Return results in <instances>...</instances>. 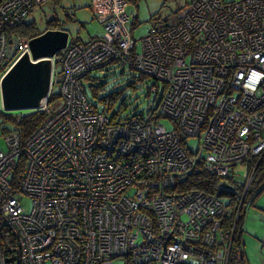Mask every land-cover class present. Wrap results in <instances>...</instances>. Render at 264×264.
<instances>
[{
  "label": "built area",
  "instance_id": "obj_1",
  "mask_svg": "<svg viewBox=\"0 0 264 264\" xmlns=\"http://www.w3.org/2000/svg\"><path fill=\"white\" fill-rule=\"evenodd\" d=\"M48 2L0 0L1 79L30 51L17 28ZM90 8L104 34L62 51L61 109L47 101L26 139L5 131L0 264H230L243 201L228 228L218 194L173 189L199 167L226 180L247 165V192L264 171V0H190L176 25L155 23L140 42L130 0ZM113 64L155 82L147 119L113 121L88 100L87 77Z\"/></svg>",
  "mask_w": 264,
  "mask_h": 264
},
{
  "label": "rangeland",
  "instance_id": "obj_2",
  "mask_svg": "<svg viewBox=\"0 0 264 264\" xmlns=\"http://www.w3.org/2000/svg\"><path fill=\"white\" fill-rule=\"evenodd\" d=\"M90 4L91 0H58V3L57 0H50L45 5L34 6L26 22H36L39 29L44 31L47 27V21L56 14L64 23L65 27L63 29L68 31L70 42L77 39L86 42L91 38L101 37L104 34V28L94 17L89 7ZM189 4L190 0H139L136 5L134 4L139 18L136 27L134 26V29H131L133 39L140 42L157 22L159 27L176 25L186 13ZM134 6L129 11L136 16L135 9H133L135 8ZM60 56L57 55L54 58V78L51 90L53 95L58 96H60V84L57 83L56 75L61 71ZM140 76L137 72L113 64L104 71L92 73V80L89 82L85 81L84 88L88 100L99 110H102L103 106L94 98V91L97 92L99 98L118 92L121 100H125L129 106L123 113L124 116L143 114V117L147 119L148 113L160 101L161 93L152 92L151 89L154 87L155 82L150 81L148 78L141 81ZM61 107V97L50 104V108L54 113L59 111ZM114 109L117 110L118 107ZM24 112H6L0 103L1 150L6 151L8 148L5 142V129L14 127V124L8 121V116L11 117ZM162 123L168 130H172L174 127V124L168 119L163 120ZM198 145L196 138L189 139L188 148L190 151L195 152L198 149ZM250 178L247 165H239L235 168L233 179L239 186L245 185L246 188ZM253 182H255V186H252V188L259 185L264 187V176L255 177ZM259 190H261V193L257 198H254V201L245 205L241 215L243 218L241 240L245 264H264V219H262V216H264V189L261 188ZM221 198L226 205H230V197ZM22 204L27 211L30 210L31 201L28 198H25Z\"/></svg>",
  "mask_w": 264,
  "mask_h": 264
},
{
  "label": "trees",
  "instance_id": "obj_3",
  "mask_svg": "<svg viewBox=\"0 0 264 264\" xmlns=\"http://www.w3.org/2000/svg\"><path fill=\"white\" fill-rule=\"evenodd\" d=\"M138 1L139 0H131L133 5L134 4L136 5ZM57 3H58V0H57ZM67 17L69 16L67 15ZM153 20H156V19H153ZM137 23H138V16L134 18L132 29H134V26L136 27ZM63 27H65L64 23L55 14L51 17V19L47 21V27L44 31H41L39 29L36 22H28V21L22 23L17 28L16 31L20 33V35L23 37H28V38L33 39V38L40 36L41 34L45 33L48 30H64ZM64 31H67V30H64ZM78 42H82V41L80 39L71 41V43H78ZM61 54L62 53L60 52L58 56H60ZM140 75H141L140 76L141 81L148 78L142 74ZM90 80H92L91 75L87 77L86 81L89 82ZM149 80L151 81L152 79H149ZM93 96L94 98L98 100V103L103 106L102 107L103 110H105L106 112L110 114L113 121L126 120L133 116L137 117V116L143 115V114L141 115L132 114V115L124 116L123 113L128 109L129 106L127 105L125 100H121L120 93L118 92L111 93L103 98H99L97 96V92L94 91ZM59 97L60 96L58 95H53L52 93H50L48 103L52 104ZM115 107H118V109L115 110L114 109ZM8 118H9L8 121L12 122L14 124V127L12 129L11 128L5 129V131L7 130L16 131L21 135L22 139H26L31 134H33L45 122L46 114L41 111H31V112L19 113L18 115H14L11 117L8 116ZM21 172L22 170L16 173V175L14 176V180L16 179L18 180L20 178ZM259 176L260 177L264 176V171L259 172L256 177H259ZM224 183H228L230 186H233L234 189L233 190L224 189L222 187ZM252 186H255V182H252L248 191L245 192V189H246L245 185H242V187L239 186L237 183H235L233 176L231 178L224 180L219 177H215L213 175L206 173L202 167H199V169H197L192 174L186 177H183L177 183L176 188L173 189V192L199 191V192H203L209 195L218 194V196L220 197H225V196L230 197V200H231L230 205H229L230 215L228 216L229 218L225 222L226 227L228 228L234 226L236 215L238 213L241 202L243 201L242 211L240 213L238 223H237L234 252L232 254L230 264H245V259L243 257L242 240H241V236H242L241 229H242V223H243V218L241 215L243 213V210L245 209V205L248 202L254 201V198H257V196L261 193V190L259 189L261 188L264 189V187H261V185L253 187V188Z\"/></svg>",
  "mask_w": 264,
  "mask_h": 264
},
{
  "label": "water",
  "instance_id": "obj_4",
  "mask_svg": "<svg viewBox=\"0 0 264 264\" xmlns=\"http://www.w3.org/2000/svg\"><path fill=\"white\" fill-rule=\"evenodd\" d=\"M69 41V33L64 30H48L30 41V51L23 54L1 79L4 111H37L45 106L53 86L54 58L68 47ZM222 187L234 189L228 183ZM6 261L16 264L11 258Z\"/></svg>",
  "mask_w": 264,
  "mask_h": 264
},
{
  "label": "crops",
  "instance_id": "obj_5",
  "mask_svg": "<svg viewBox=\"0 0 264 264\" xmlns=\"http://www.w3.org/2000/svg\"><path fill=\"white\" fill-rule=\"evenodd\" d=\"M130 2H131V0H130ZM90 5H91V4H90ZM90 5H89V7H90ZM132 5H133V3L131 2V7L134 6V5H133V6H132ZM134 7H135V6H134ZM90 9H91V8H90ZM133 9H135V15L138 16V13H137V11H136V7L133 8ZM136 16H134V18H135ZM138 18H139V16H138ZM94 38H95V37H94ZM91 39H92V38H91ZM262 219H264V216H262Z\"/></svg>",
  "mask_w": 264,
  "mask_h": 264
}]
</instances>
